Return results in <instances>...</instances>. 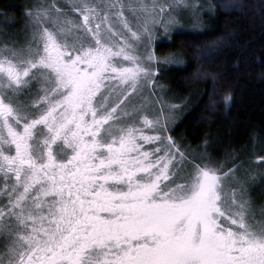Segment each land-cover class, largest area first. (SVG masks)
Segmentation results:
<instances>
[{
    "label": "snow or ice",
    "instance_id": "snow-or-ice-1",
    "mask_svg": "<svg viewBox=\"0 0 264 264\" xmlns=\"http://www.w3.org/2000/svg\"><path fill=\"white\" fill-rule=\"evenodd\" d=\"M196 7L37 0L25 38L0 41V264H264L255 176L214 159L210 136L202 153L178 142L181 105L146 107L175 62L156 56L157 33L181 9L199 24Z\"/></svg>",
    "mask_w": 264,
    "mask_h": 264
},
{
    "label": "trees",
    "instance_id": "trees-1",
    "mask_svg": "<svg viewBox=\"0 0 264 264\" xmlns=\"http://www.w3.org/2000/svg\"><path fill=\"white\" fill-rule=\"evenodd\" d=\"M206 1L199 24L172 31L155 46L162 57L180 60L157 67L158 84L184 105L171 135L204 151L210 136L207 151L222 161L230 158L226 153L239 160L253 152L264 155V0ZM29 5L30 0H0V17L24 18ZM200 52L208 53L203 66ZM205 73L216 75L214 90Z\"/></svg>",
    "mask_w": 264,
    "mask_h": 264
},
{
    "label": "rangeland",
    "instance_id": "rangeland-1",
    "mask_svg": "<svg viewBox=\"0 0 264 264\" xmlns=\"http://www.w3.org/2000/svg\"><path fill=\"white\" fill-rule=\"evenodd\" d=\"M30 1L32 4L37 3V0H30ZM203 1L204 0H188L189 4H195L197 6L195 9V13H196V16L199 18V20H200V17L205 13L207 9V7H205V4L207 1L206 0L205 2ZM145 2L151 3V0H145ZM193 11L194 10L190 8V9H181V10H177L176 12H174V15H176L177 17L178 23L176 24V26L173 28L172 31L185 30L187 28H192V26L194 25ZM25 22H26L25 15H24V18L21 17V18H14V19L11 17H6V16L0 17V41L11 40V39L22 41L25 38ZM171 32L168 34H164L162 30H159L157 33L155 46L159 41L167 39L169 35L171 34ZM154 51L156 53V56L159 57L161 60L165 58L156 52L155 47H154ZM177 63H180V60L176 56L175 62L161 63V64L176 65ZM151 92H152L151 89H147L144 92V97L148 98L145 102H146V107L149 113H152V114L159 113L161 105L155 102L157 98H162V101L165 106V111H168L169 105L177 104L170 97V93L160 84H157V87L155 89V95H150ZM177 105H180V104H177ZM183 109H184V105H181V110L174 113V119L169 124L170 129L177 121ZM190 149L194 150L195 148H190ZM200 152L202 153L204 152V150L200 149ZM242 157L243 159L238 161V163L242 162V168L240 172L241 177L247 179L249 175L255 176V180L250 182L249 192H250V196L253 201V207L256 213V217L257 219H260V208L264 207V165H259L257 163L258 155L255 154L254 152L252 155L248 154V155H243Z\"/></svg>",
    "mask_w": 264,
    "mask_h": 264
}]
</instances>
